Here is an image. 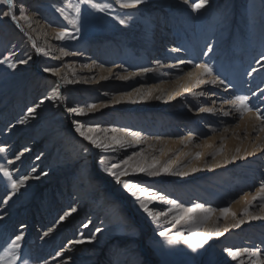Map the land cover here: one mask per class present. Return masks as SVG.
<instances>
[{"label": "rangeland", "instance_id": "1", "mask_svg": "<svg viewBox=\"0 0 264 264\" xmlns=\"http://www.w3.org/2000/svg\"><path fill=\"white\" fill-rule=\"evenodd\" d=\"M20 2L13 0L12 5L0 2V35L4 37L0 42V59L8 56L12 41L21 39L29 42L35 52L33 70L38 75L27 82V88L36 85V79L37 84H48L46 94L56 84L61 86L59 97L63 106L52 113L55 114L52 119L62 122L68 116L81 118L85 127L100 129L98 132L105 129L110 131L111 126L125 120L134 125V131L165 140L164 148L153 150L155 161L161 158L165 164L175 160L182 162L181 168L185 170L181 171L186 175H169L157 166L159 175L148 176L147 173L129 169V174L121 177V180L144 182L147 188L158 191L160 196L167 195L168 199L175 200L185 208L197 204L214 210L228 207L236 213V218L229 214L219 221L222 226L218 224V228H227V236L231 238L230 241L212 240L214 252L201 254V247L193 250L182 241L169 244L168 240L177 232L185 236L194 229L198 233H205L208 220L201 223L202 218L192 222L184 219L175 223L163 217L165 225L161 232L167 235L154 234L133 206V198L122 185H119L120 189L119 186L116 188V180L108 171L113 165H120V168H112L113 171H120L124 167L123 161L129 156L134 157L133 165L142 163V166H146L150 164L149 160L137 162L140 156L137 158L135 152L107 160L109 151L97 149L89 141L75 149L72 170L52 177L47 184L28 179L12 195L11 181L3 175L4 169L11 172L14 179L37 177L36 165L41 163V167L48 162H56L57 155L65 149L63 140L56 136L39 140L46 130L40 125L23 136H20L23 128L12 135H0V149H3L0 151V201L7 200V203L0 202V217H3L0 219V246L9 248L8 253L18 254L21 264H239V260L229 258L226 248H255L260 250L264 259V220H246L243 225L232 227L244 218L245 209L250 215L264 216V200L257 198L264 195L260 191L264 186V138L261 137L264 119H258L260 125L254 131L249 127L252 123L247 117L249 112L256 116L259 112L264 116V0H223L221 3L208 0L204 8L189 17L185 15L193 12L192 0L188 4L184 0H169L175 9L161 8L159 15L152 19H147L140 10L118 7V0H96L95 3L108 6L105 11L91 7L85 0H68L65 4L58 3V0L25 1V12L39 17L49 30V36L57 43L55 51L47 50L45 59L32 42L25 24L17 20ZM70 3L80 8L78 17L68 7ZM142 4L151 7V4ZM157 7L160 8V5ZM179 7L180 13H177L176 8ZM233 10H236V15L231 14ZM6 11H11L16 19L4 16ZM198 17L204 18V21H198ZM72 19L77 20L75 25L69 22ZM136 30L147 32V35H153L158 30L164 36L160 41L151 42L159 47L146 55L152 58V53H159L164 60H168L169 65L162 70L171 74V81L178 82V89L182 86L179 75L190 77L201 64L213 69L212 75H206L205 80L215 81L203 83L201 79L198 85L189 82V91L184 92L185 89L181 88L184 95L180 97H183L167 107L172 111L158 106L156 101H143L140 108L129 112L122 107L124 103L116 101L115 97L130 91L131 87H125L128 79L124 80L122 76L136 70L142 53L148 50L144 41L129 34ZM61 31L68 33L64 39L58 38ZM6 36H10L11 40L7 41ZM107 42L109 47L104 45ZM102 46H105L103 50ZM172 47L176 49L172 50ZM43 60L53 62L54 67L70 75L73 82L66 89L63 88L60 76L42 67V63H45ZM179 61H191V64L175 65ZM2 65L7 64H0V70H3ZM101 66L112 68L109 79L107 76L99 78L97 70ZM74 72L80 78H76ZM228 88L231 92L227 91ZM30 91L13 118L18 120L24 117L29 112L32 100L36 102L38 95ZM238 96L249 97L251 111L244 110L237 115V109L226 105L229 101L235 102ZM14 102L15 105L20 103L18 99ZM82 102L86 106L84 115L69 111L70 108L79 109L77 104ZM92 104L96 108L87 111ZM25 148L31 149L27 156L21 155ZM230 148H239L240 155L250 153L251 165L247 167L245 160L231 166L227 164L212 168L211 164L223 155L225 149ZM41 155V160H37ZM87 165L93 168V173L87 174ZM190 165H196L199 169L195 175L186 170ZM104 179L109 181V187L103 185ZM184 181L194 184L201 193L182 192L180 189ZM213 191L217 197L212 195ZM110 192L113 194L111 202L103 206L99 215L92 217L91 209L82 207L81 217L61 221L70 205L81 207V200L87 203L94 195L100 198ZM8 196L11 199H7ZM108 226H112L121 236H130L102 244L99 231L106 230ZM20 234L23 236L19 241L20 247L11 248V241ZM241 259L244 264H252L253 261V257L247 254Z\"/></svg>", "mask_w": 264, "mask_h": 264}, {"label": "bare ground", "instance_id": "2", "mask_svg": "<svg viewBox=\"0 0 264 264\" xmlns=\"http://www.w3.org/2000/svg\"><path fill=\"white\" fill-rule=\"evenodd\" d=\"M25 1L29 2V0H21V2L19 3L20 5L18 9L19 12H18L17 20L19 21L22 20V22L25 24V26L24 25L23 26L25 27V29L29 30L30 32L29 35L32 39V42L36 46H38L39 51H40L39 53L42 54L45 59V55H47V50L49 49V51H51L53 49L55 51L57 48V43L55 42V39L49 36L50 35L49 30L46 28V26L40 20L39 17L27 14L25 12V8H26L24 6ZM222 1L223 0H214V3H221ZM63 2L64 4L65 2L68 3V0H58V3H63ZM85 2L88 4H92V3H95L96 0H85ZM118 2H119L118 7L122 9H126V10H131V11L140 10V12H143L144 16H146L147 19H152V18L157 17L160 13L159 10H161V8H170L172 10L175 9L174 6L170 4L169 0H143L144 3L151 4L150 8L149 6H143L142 4L143 2L136 5L133 8H123L121 7V4L125 2V0H118ZM61 5H58V6H61ZM159 5H160V8L157 7ZM176 10H178L177 13H180L179 12L180 7L176 8ZM194 12L196 11L186 14L185 17H189L193 15ZM231 14L236 15L237 14L236 10H233ZM21 15H26L28 19L27 20L20 19ZM197 19L198 21H200L199 19H201V17H198ZM202 21H204V18L201 19V22ZM241 31H244V30H241ZM8 32L9 31L7 30L6 35L8 34ZM76 32H78V30ZM159 33L160 32L158 30L153 35L151 34L147 35V32H141L137 30L130 31L129 33L134 38H139L142 41H144L148 49L146 50V53L145 52L142 53L143 56H141L140 58L141 60L138 63L139 65L138 68H136V70L134 71H130V72L128 71L125 75L122 76L124 80L128 79V83L125 84V87H128V88L131 87L130 91L126 94L115 97L116 101H121L122 103H124L122 107L127 109L129 112H131L132 110L136 108H140L142 106L143 101H156L158 106L171 110V108H167V107H169L170 105H174L180 101L181 97H183V96L180 97V95H184L182 94L183 92H181V88L188 89L187 85L189 82L193 81L192 83L194 85H198V84H201V79H203V83H210V82L215 81V79H212V78H210L212 80H205L207 79L206 78L207 76L201 72L200 68H196L194 72H192L193 75H191L190 77L189 76L186 77L183 74L179 75L180 77L178 78V80L182 82V86L180 89H178V82L171 81L170 80L171 74L163 72L162 70L163 68H166L169 65L168 60H164L165 58H163V56L161 57L159 53L158 54L152 53L154 54V57L152 58L146 55L147 53L156 51V49L159 47L158 45H156L157 43L154 45L153 43H151L153 41H160L162 38H164V36H161V33L160 34ZM123 37L125 36L123 35ZM6 38H7V41L11 40L10 36L9 37L6 36ZM2 40H4V37L0 35V42ZM104 45L109 47L108 42L105 43ZM9 47L10 49L8 50V53H9L8 56L12 58V62L16 63L17 66L15 69L11 68L12 70H9V68H7V65L5 64L6 66L2 65L3 70H0V104L3 103L4 101H7L5 104L0 105V135L1 134H3L4 136L12 135L18 129L23 128V131L20 133V136H23L30 130H34L40 125H43L46 130L38 138L39 140L47 139V137H49L50 135L56 136L57 138H61V140H63V146L65 149L63 152L57 155V158H58L57 161L48 162L46 165H43L41 167H40L41 163L37 164L35 168V171H36L35 174L39 178L34 177V176H29V179L40 180L42 184H47L52 179V177L62 174L64 172L70 171L74 167V163L72 162V160L75 156V149L82 147L86 142H88L84 140V138L81 137L78 132H75V129L77 128V126L80 124H83V122L81 121V118H76L72 116L66 117L64 121L62 122H60L59 120L55 118L52 119V117L55 115L52 113H55V111H57L63 106L61 98L59 97L61 86L56 84L54 88L50 90L48 94H46L48 84H46L45 86L42 83L37 84L38 80L36 79L34 81L36 85H33L27 88V82L33 76L37 77L38 75L33 70V66H32L34 62L33 58L35 57V52L33 51L32 46H30L27 40L23 42L21 39H16L12 41L11 44H9ZM104 47L102 46L101 50H103ZM171 49L173 50L176 48L172 47ZM87 50H91V49L88 48ZM21 61H26V63H21ZM183 63L188 65V64H191V61H179L177 64L175 63V65H181ZM42 64H44V66H42L44 69H49L50 71L53 70L55 73H59L58 75L60 76L59 79L63 78L61 79V81H63V85H62L63 88L66 89L68 84H71L73 82V79L71 78V76L62 73L60 68L54 67L55 64L53 62L45 61V63H42ZM167 70L172 71L169 69ZM97 71H98V74L100 75L99 78L107 76L108 79L110 78L113 72L112 68L105 69L103 66H101L100 69ZM74 76L76 78L77 77L80 78V75L77 74L76 72H74ZM194 89H197V88H194ZM30 90H33V93L38 95L36 102H33L32 100V104L30 106V109L35 108L36 111L32 113L33 115L31 116H29L30 114L29 112H27V114L24 117H21L18 120L13 118L20 111L18 110V108L21 105L22 101H24V98L25 97L27 98V95L29 97V94L31 93ZM187 91L185 90L184 92H187ZM227 91L229 92L230 88H228ZM54 92H58V95H54ZM237 94L239 93L237 92ZM15 99H18L20 101L19 105H15V102H14ZM227 103L228 104L226 105L232 106L235 109H237L236 110L237 115H241L244 112V109L236 102L229 101ZM84 106H85L84 102H82V104H77L78 108L85 109L86 106L85 107ZM200 113L202 112L200 111ZM128 114L126 118H128L129 116ZM247 117H249L248 121L252 123V124L250 123L251 126H249L250 124L248 126L251 127L252 130L254 131L257 130L258 126L260 125V123L258 122L257 116L254 113L249 112L247 113ZM253 119H256V120L252 121ZM132 126L134 125L129 124L125 120H121L119 123H116V125L111 126L112 129L110 131L105 129L103 130V132L95 133L97 137H99L100 139L104 141L106 140L107 143L112 145L111 147L107 148L108 150L107 149L104 150L106 152L109 151L108 153L110 154L109 156H106L107 160L118 158V156L120 157V155H123L125 157L129 155L130 153L135 152V155L137 158L140 156L139 155L140 153H143V157L140 156V158L138 159L136 158L137 162L142 161L143 163H145L147 160H149V162L151 163L153 158H155L154 157L155 151L158 150L159 148L162 149L165 147L164 146L166 144L165 140L158 139L153 136L152 137L144 136L142 133L134 131V129H132ZM113 129H116L117 131L113 132L112 131ZM132 133H139V136L135 137L132 135ZM262 133L264 134V132ZM263 134L261 135L262 138H264ZM113 136H116L122 139L123 141H126V143L124 144V146H126L125 147L126 149L122 148L119 144L113 142L111 140ZM93 149L95 150V148ZM149 150H152V151L151 153L148 154ZM30 151H31L30 148H25L22 151V155L27 156L30 154ZM239 153H240L239 148L225 149L223 152V155L217 158V160L215 159L216 161H214L211 164V167L216 168V167L224 166L227 164H230L231 166V165L237 164L239 161L241 162L245 160H246L245 162H246L247 167L251 165V158H249L250 153H245L243 155H240ZM42 157L43 155L38 157L37 160H41ZM233 157H236V159L233 160L232 159ZM247 157L249 160L247 159ZM156 162H157L158 167L165 165V162H163L161 158H158ZM167 165L169 167V172H167L169 175H172L170 174L172 172L181 171V169L185 170L181 168L183 167L182 162L178 163L176 162V160L171 163H168ZM193 168H197L196 165L195 166L190 165L189 167L186 168V170L188 169L190 174L195 175L197 171L193 172L192 171ZM85 171L87 172V174H90V173H93L94 170L90 165H87L85 167ZM125 182H130V181H127L125 179ZM134 183H138L141 186L146 187L144 182H134ZM116 184H117L116 188L119 185L120 186L122 185L121 183L118 184L117 181H116ZM103 185L106 187H109L110 185L109 181L104 179ZM120 186H119V189H120ZM181 187L182 188L180 190H182V192H186V193L191 192L192 194H196V195H199L201 193V191L199 192L197 189H195L194 184L192 183L189 184L186 181L183 182ZM153 192L157 193L158 191H153ZM127 193L133 198L131 199L133 202V206H135L138 212L141 214L144 224L150 227V229L153 231L154 234L155 233L159 234L161 230L163 229V226L165 225V222L163 221L164 216H161L159 220L154 219L152 216H149L148 213L144 212L143 208L141 207V204L143 202H147L149 209L153 212H167L170 208H174L173 205H170L167 203V200H172V199L170 198L168 199L166 195V196H160L161 198L159 200H145L144 198H142L141 200H138L136 197H133L128 191ZM74 195L77 196V194H74ZM212 195H214V197H217L214 191ZM97 196L98 195H94L92 200H89L87 203L81 200L83 202L81 207L74 205V204L70 205L67 212L71 211L72 208H76V211L73 212L71 215L67 216L66 218L61 219V221L64 222L69 219L73 220V219H77L81 217V215H83L82 207H84L85 210L87 208H90L92 211V217L99 215L103 211L104 207H106L111 202L113 194H111L110 192L109 195L107 194L101 195L100 198H97ZM172 215L173 213L169 212V215L164 218H168L169 220L172 218ZM205 215L206 214L203 212L194 213L193 214L194 221L199 220L200 218L203 219ZM221 219H223V217H221L219 210H215L214 214L208 219L207 222L209 225H208V228L204 232L213 231L214 229L218 228V224H220L219 221ZM220 226L222 225L220 224ZM220 231L223 232V235L221 236L213 235L212 238L209 239L203 245V247H201V254L205 252L207 253L214 252L213 246L211 245L212 243L211 241L214 239L230 241L229 238L231 237L229 235L227 236V232H225L223 229H221ZM129 232L130 230L127 231V233ZM99 233H100L99 240H100V243L102 244L106 242L122 239L125 236H130V234H126L124 236L119 235L114 230V228H112V226L111 227L108 226L106 230H100ZM96 238L98 237H95V239ZM127 250H129V248H127ZM8 252H9V248L0 246V264H21L20 257L18 254L13 253L12 255H10ZM13 256H15L16 258L14 259ZM229 258L231 257L229 256ZM199 259L200 258H198V260Z\"/></svg>", "mask_w": 264, "mask_h": 264}, {"label": "snow or ice", "instance_id": "3", "mask_svg": "<svg viewBox=\"0 0 264 264\" xmlns=\"http://www.w3.org/2000/svg\"><path fill=\"white\" fill-rule=\"evenodd\" d=\"M0 2H3L8 5L13 4V0H0ZM143 0H125L121 4V7L123 8H133L136 5L142 3ZM185 4L190 3V0H184ZM208 4V0H192L191 2V8L193 11H200L202 8H204ZM68 7L72 8L74 12L77 14V17L79 16L80 13V8L76 5L69 4ZM91 7L99 10V11H105L106 8L108 7L107 5H101L98 3H92ZM4 16H9L12 19H16V16L13 15L11 11H6L3 13ZM67 19V17H65ZM20 19L27 20L28 17L26 15H21ZM72 24H76L77 20L72 19L69 21ZM121 23H124V21H121ZM68 35L67 32L61 31L58 33V38L59 39H64V37ZM211 51V48L208 49ZM21 63H26V61H21ZM0 64H7L9 68L15 69L16 68V63L12 62L10 56H6L4 59H0ZM199 68L201 69V72L204 75H212L213 69L209 67L207 64H201L199 65ZM45 71H49V69H45ZM59 75V73H56ZM63 79V78H61ZM58 88V86H57ZM187 91V89H185ZM54 95H58V92H54ZM249 97L247 96H238L236 97V103L239 104L245 111H251L252 108L248 104ZM96 108L95 104L89 105L87 111L91 112ZM36 111L35 108L29 109V114L31 115ZM70 112L77 113L79 115H84L85 114V109L84 108H70ZM203 111V109H201ZM208 111H211V109H208ZM257 119H264V116H262L259 112H257ZM23 122V121H21ZM76 131L79 133L81 137L84 138V140L89 141L92 145H94L97 148H102V149H107L111 147L112 145L107 143L106 141L100 139L95 135L98 131H101L100 129L94 128V127H85L83 124H80L77 126ZM113 132L117 131L116 129L112 130ZM133 136L138 137L139 133H132ZM111 140L117 144H119L121 147L124 146L126 141H123L122 139L113 136ZM0 151H3V149H0ZM22 155V153H21ZM141 157H143V153L139 154ZM17 159H19V156H17ZM134 157L129 156L127 159L123 161L124 167L120 171H113L112 168H120V165H113L112 168H109L108 171L110 174L115 178V180L118 183H121L123 185V188L126 189L133 197H136L138 200H141L144 198L145 200H159L160 194L153 192L150 188L143 187L138 183L134 182H125L121 180V177L127 176L129 174V169L135 172H142V173H147L148 176H156L160 174V169L157 168V162L155 161V158H153L152 162L150 164H147L146 166H142L141 164L137 163L133 165ZM233 160L236 159V157L232 158ZM103 163V161H101ZM171 163V162H169ZM161 168L163 169L164 172H169V167L167 164L162 165ZM156 169V170H152ZM193 172L199 171L197 168L192 169ZM172 175H186L187 173L181 171V172H172L170 173ZM3 175L7 177L11 181V189H12V195H15L16 191H18L19 187L24 185L26 180L29 179L28 176H23L22 178H16L14 179L12 177L11 172H9L7 169L3 170ZM46 175V173H45ZM39 178V177H37ZM261 193H264V186L261 187L260 189ZM258 199L264 200V195H261L257 197ZM7 199H11V196H8ZM2 203H7V200L0 201ZM167 203L170 205H173L174 208H170L167 212H153L149 209L148 203L143 202L141 204V207L143 208L144 212L148 213L149 216H152L154 219L159 220L161 216L167 217L169 215V212H172V218L171 221L175 223H180L182 220L187 219L189 221L194 220L193 214L196 212H203L206 215L204 216L203 220L201 223L207 221L215 212L214 209L211 208H205L201 204L195 205V207L192 208H185L180 204H177L175 200H167ZM76 211V208H72L71 211L66 212L61 219L66 218L67 216L71 215L73 212ZM219 212L221 214V217L227 218V216L230 214L233 219L236 218V213L232 212L230 208L224 207L220 208ZM244 218L239 219L232 227H239L243 225L246 220H264V216L260 215H250L248 209L244 210L243 213ZM3 217H0L2 219ZM99 231V229H97ZM224 231H228L227 228L224 229ZM47 235V233H45ZM160 236H166V232H160ZM221 236L223 235V232L220 231L219 228L214 229L213 231L205 232V233H198L195 229L190 232L189 235L185 236L181 232H177L172 238L168 240L169 244H174V243H179L183 242L186 245H189L193 250H196L197 247H203V245L212 238V236ZM23 239L22 234L16 235L15 239L11 241V248H19L20 244L19 241ZM225 252L227 253L228 256H230L233 260H239V264H244V261L240 259L241 256L247 254L250 257H253L252 264H264V259L261 258L260 250L252 248H244V249H232V248H226ZM12 255V253H9ZM15 259L16 257L13 256Z\"/></svg>", "mask_w": 264, "mask_h": 264}]
</instances>
